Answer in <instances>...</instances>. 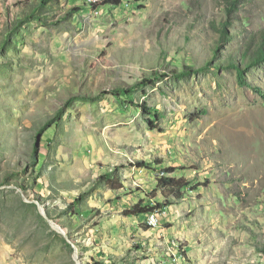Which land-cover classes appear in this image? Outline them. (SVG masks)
I'll use <instances>...</instances> for the list:
<instances>
[{"label": "rangeland", "instance_id": "1", "mask_svg": "<svg viewBox=\"0 0 264 264\" xmlns=\"http://www.w3.org/2000/svg\"><path fill=\"white\" fill-rule=\"evenodd\" d=\"M263 32L264 0H0V264H264V61L229 65Z\"/></svg>", "mask_w": 264, "mask_h": 264}, {"label": "trees", "instance_id": "2", "mask_svg": "<svg viewBox=\"0 0 264 264\" xmlns=\"http://www.w3.org/2000/svg\"><path fill=\"white\" fill-rule=\"evenodd\" d=\"M50 1H54V0H40V6H46ZM124 0H104L102 3L99 4H95L94 7L98 8L100 5H111L113 7H119ZM224 34V31H223ZM254 48H252L251 44H249V46L246 48L245 52L242 53L241 55V59L242 60H247L243 66H245V69L243 68V66L238 63L237 60L236 62L233 61L231 62L229 65L231 68H235L240 76L241 79V83L246 85V82L244 80V72L247 71L248 69H250L251 67L257 65L260 61H264V32H263V39L261 41L260 44H258L256 47L253 45ZM207 66H210L209 64H206ZM185 71L181 73V75H187L190 73H193L194 71H196L194 68L192 67H185ZM147 81V80H146ZM151 81V80H150ZM152 82V81H151ZM136 86H133L131 89H129L128 91L131 92L134 88H136ZM256 90L263 94L264 93L261 92L260 88H256ZM141 107L143 108V110L146 112V114H148L149 116H153L155 114L156 118L161 117V113L160 112H153L152 108L147 104V102H144ZM153 123V122H151ZM154 125V124H153ZM136 165L141 166H146L144 161H136L135 162ZM159 164L162 165L163 162L160 160ZM164 174L163 176L159 177L158 179V188L161 189L162 193L164 194V198L166 200V203L168 205L172 204V201L170 200L171 198L174 199H181L184 195V189H186L189 185L190 182L187 179L184 178H176L174 176H172V173H174L176 170L173 167L170 168H165L164 170ZM153 195H156V192L153 193ZM156 206H158L159 208H163L164 205L162 202L160 203L159 201H157ZM154 207L152 205L147 204L146 206H142V205H136L132 210H130V214L138 216L140 214H150L154 211ZM97 264H103V262H99Z\"/></svg>", "mask_w": 264, "mask_h": 264}, {"label": "bare ground", "instance_id": "3", "mask_svg": "<svg viewBox=\"0 0 264 264\" xmlns=\"http://www.w3.org/2000/svg\"><path fill=\"white\" fill-rule=\"evenodd\" d=\"M88 4L90 5H95V4H99V3H102L104 0H99L97 2V0H85Z\"/></svg>", "mask_w": 264, "mask_h": 264}, {"label": "built area", "instance_id": "4", "mask_svg": "<svg viewBox=\"0 0 264 264\" xmlns=\"http://www.w3.org/2000/svg\"><path fill=\"white\" fill-rule=\"evenodd\" d=\"M99 0H97V2H98Z\"/></svg>", "mask_w": 264, "mask_h": 264}]
</instances>
